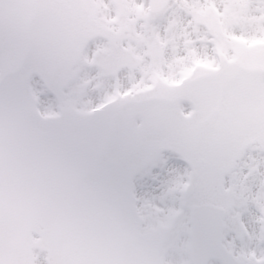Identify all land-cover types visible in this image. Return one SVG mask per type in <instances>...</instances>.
Segmentation results:
<instances>
[{
  "label": "snow or ice",
  "instance_id": "1",
  "mask_svg": "<svg viewBox=\"0 0 264 264\" xmlns=\"http://www.w3.org/2000/svg\"><path fill=\"white\" fill-rule=\"evenodd\" d=\"M0 264H264V0H0Z\"/></svg>",
  "mask_w": 264,
  "mask_h": 264
}]
</instances>
